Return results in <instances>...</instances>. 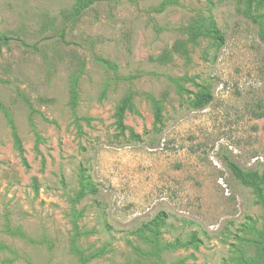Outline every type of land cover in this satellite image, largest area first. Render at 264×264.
<instances>
[{"label": "rangeland", "instance_id": "374dc122", "mask_svg": "<svg viewBox=\"0 0 264 264\" xmlns=\"http://www.w3.org/2000/svg\"><path fill=\"white\" fill-rule=\"evenodd\" d=\"M74 1L0 0V264H264V0Z\"/></svg>", "mask_w": 264, "mask_h": 264}, {"label": "trees", "instance_id": "16d2710c", "mask_svg": "<svg viewBox=\"0 0 264 264\" xmlns=\"http://www.w3.org/2000/svg\"><path fill=\"white\" fill-rule=\"evenodd\" d=\"M102 1H111V0H75L72 7L69 9V14H70V18H72V20H76L78 19L85 11H87L88 9H90L93 5L102 2ZM208 33H205V31L202 30L201 26H192L190 28V31L188 33V35L190 36L189 39L191 41H194L196 38L204 36L206 34L208 35H214L216 36V41L219 40V36L220 33L219 31L214 29V26H211L209 29H207ZM10 41H12V39L6 37V36H0V43L3 45H6L7 43H9ZM22 45H24L23 43H21ZM25 46V45H24ZM103 64L108 65L107 61H101ZM72 100H71V104L72 107L75 106V100L77 98L76 95V91L75 88L72 90ZM133 97V93L129 92L128 95L122 100V102L120 103V105L118 106L117 110H116V114H115V118H116V123H117V128L120 130L124 129L123 126V119H124V113L125 111L129 110L132 107L131 104V100ZM152 104L154 106L155 109V120L159 121L160 118V108L158 106V102L156 100H154L153 98H151ZM211 102V97L209 95L207 96H197L196 101L194 103L196 108H200L203 106L208 105ZM11 126V131H12V137L14 140V144L17 148L18 151L21 150L20 148V141L19 138L16 134L15 128L12 124H10ZM226 167L228 169V171L230 172L232 178L237 181L239 184L246 186V187H250L252 188L253 192L258 196L259 199H261V189L259 188L258 185V181H257V173L255 172H248V173H244L241 169H239V167H237L234 163H232L229 160H226ZM93 193H96V191H93Z\"/></svg>", "mask_w": 264, "mask_h": 264}]
</instances>
